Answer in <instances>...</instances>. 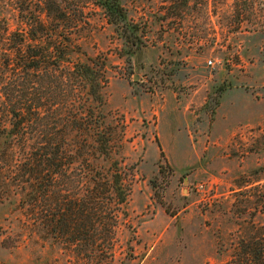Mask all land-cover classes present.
Here are the masks:
<instances>
[{"label": "rangeland", "instance_id": "obj_1", "mask_svg": "<svg viewBox=\"0 0 264 264\" xmlns=\"http://www.w3.org/2000/svg\"><path fill=\"white\" fill-rule=\"evenodd\" d=\"M51 1L105 60L101 117L127 195L87 255L28 201L0 202V264H238L264 231V0H120L130 50L94 0ZM42 2L0 0V19L14 29Z\"/></svg>", "mask_w": 264, "mask_h": 264}, {"label": "trees", "instance_id": "obj_2", "mask_svg": "<svg viewBox=\"0 0 264 264\" xmlns=\"http://www.w3.org/2000/svg\"><path fill=\"white\" fill-rule=\"evenodd\" d=\"M94 4L122 47L137 48L121 1ZM68 20L51 0L39 12L18 8L14 29L0 19V202L28 201L32 214L51 218L52 229L87 255L104 218H116L107 207L122 205L127 191L119 162L110 164L101 117L105 60L80 52L72 30H63ZM239 245L238 264H264L263 230Z\"/></svg>", "mask_w": 264, "mask_h": 264}, {"label": "built area", "instance_id": "obj_3", "mask_svg": "<svg viewBox=\"0 0 264 264\" xmlns=\"http://www.w3.org/2000/svg\"><path fill=\"white\" fill-rule=\"evenodd\" d=\"M208 65H211V63H210V62H208Z\"/></svg>", "mask_w": 264, "mask_h": 264}]
</instances>
